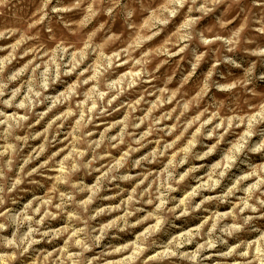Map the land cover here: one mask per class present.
Returning <instances> with one entry per match:
<instances>
[{
  "label": "rangeland",
  "instance_id": "1",
  "mask_svg": "<svg viewBox=\"0 0 264 264\" xmlns=\"http://www.w3.org/2000/svg\"><path fill=\"white\" fill-rule=\"evenodd\" d=\"M0 264H264V0H0Z\"/></svg>",
  "mask_w": 264,
  "mask_h": 264
}]
</instances>
